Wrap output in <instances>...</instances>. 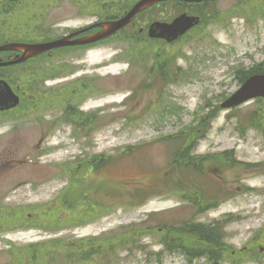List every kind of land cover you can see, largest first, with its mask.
Returning <instances> with one entry per match:
<instances>
[{
  "label": "rangeland",
  "instance_id": "1",
  "mask_svg": "<svg viewBox=\"0 0 264 264\" xmlns=\"http://www.w3.org/2000/svg\"><path fill=\"white\" fill-rule=\"evenodd\" d=\"M117 1L22 0L13 8L0 0V35L36 33L40 25L50 36L64 35L112 12ZM174 4L168 13H181ZM206 8V25L171 46L118 38L21 68L40 73L34 81L21 76L20 85L41 102L26 96L15 112L0 115V264H19L23 252L27 264L29 254L44 263L68 247L82 253L79 260L48 264H213L208 257L170 251L163 242L165 225L191 218L225 224L229 252L219 264H264V100L220 107L241 86L245 71L264 64V0H216ZM159 17L152 12L147 21ZM129 51L140 54L133 66ZM154 60L168 63L170 75H149ZM51 73L59 77L42 83ZM68 108L73 123H95L92 130L61 123ZM213 109L211 129L193 152L207 156V183L220 192L197 212L190 190L183 188L188 198L175 193L181 182L167 170L172 147L164 137L197 126ZM226 150L231 153L221 155ZM92 157L93 164L105 165L90 172ZM130 181L149 184L142 203L125 201L121 191ZM72 185L102 204L88 203L74 215L62 207L64 213L47 221L48 210L74 194ZM109 191L117 197H107ZM133 225L142 229L133 241L113 242ZM94 237H100L95 244ZM33 243L36 249L30 250Z\"/></svg>",
  "mask_w": 264,
  "mask_h": 264
},
{
  "label": "trees",
  "instance_id": "2",
  "mask_svg": "<svg viewBox=\"0 0 264 264\" xmlns=\"http://www.w3.org/2000/svg\"><path fill=\"white\" fill-rule=\"evenodd\" d=\"M117 14L112 12H107L105 14L106 18H115ZM129 35L130 39L134 41H138L137 44L144 43L142 42V38L138 32H130ZM0 41H3V34L0 35ZM19 36L11 37L10 39H19ZM69 51V49H66ZM63 50V51H66ZM132 51L127 53V57L131 59V61H140V54L138 52L131 54ZM155 60H158L160 57L154 55ZM151 64L152 67L150 68V74H155L154 72H158L161 76H169L170 75V66L166 64L161 65L157 69L153 68L156 65L155 62ZM63 66L66 64H62ZM155 67V66H154ZM10 69V67H8ZM63 70V68L61 69ZM2 69H0V72ZM264 71V64H258L255 68L245 71L243 73V77L241 81H244L249 75L256 72H263ZM20 74V73H19ZM32 76V80L34 81V77L40 75L38 71L30 72L27 76ZM10 76L13 77L14 84L19 83V75L15 73H10ZM77 94V93H76ZM68 112H71V109L68 108ZM215 115V110H210L207 114L202 116V121L197 126H190L184 128L176 133L166 135L164 139L168 142V144L172 147L171 158L170 162L167 166L168 172L178 177L181 185L179 189L176 188L175 193L180 196L181 198H188L184 196L185 190H190L192 196L190 197L193 205L196 207L197 212H200L204 208L207 203H213L217 201V194L220 192H215L214 189L217 184H208L207 180L209 179L207 174H205V167H203L202 160L207 156L196 155L194 154V149L196 148V143L199 139L203 138L211 126V118ZM95 123H73L75 128H80L81 130H88L91 131L93 125ZM231 151H224L221 152V155L228 156ZM211 158H214L215 155H211ZM111 157L104 158V162H109ZM95 157L89 159L92 162V167L90 169L96 170L99 166H104L105 163L100 162L99 164H93ZM89 169V168H88ZM85 178V175L83 179ZM218 177L217 179H219ZM78 179V178H77ZM82 180L79 179L78 183ZM140 183L134 182H126V191H121L125 197V201L129 202L130 204L135 203H142V201L146 198L149 194V184L146 181H139ZM185 188V190L183 189ZM71 189V184L68 185L64 192H67ZM72 190L74 194L71 196H67L63 198V202L61 207H53L48 210L46 214L47 221H52L53 218L56 217L57 212L64 213L62 207H67L68 210L72 211L73 215L76 211L85 206V208H89L87 205L88 203H93L90 206H100L102 203L97 201L96 197H92L86 191H78L76 187L72 185ZM93 195V194H91ZM107 197L111 199H115L117 197L116 193L109 191L107 193ZM36 218V217H35ZM167 228L164 230L163 234V242L167 246L170 251L179 250L185 252L186 254L190 255L191 257L196 256H207L211 260L215 262V264H219V261L224 259V253L229 252L228 246L225 243V224L221 221H215L214 223L206 224L202 222H197L193 219L189 220H180L177 223H170L165 225ZM140 227L130 226L128 229L121 233L120 238L113 241L116 244L125 245L135 239V236L141 232ZM100 237H94L91 239L92 242L97 243ZM82 241L88 242L87 239H80ZM57 241V240H55ZM30 250L36 249V243H33L28 246ZM64 254L58 252L55 255H47L45 257L44 263L41 258L38 256H34L29 254V250H27L28 262L29 264H48V262L60 259V260H79L82 256V253L76 251L73 247H68L64 250ZM25 252L22 254H18L17 260L19 264H27ZM227 259L230 257L229 253L225 256Z\"/></svg>",
  "mask_w": 264,
  "mask_h": 264
},
{
  "label": "water",
  "instance_id": "3",
  "mask_svg": "<svg viewBox=\"0 0 264 264\" xmlns=\"http://www.w3.org/2000/svg\"><path fill=\"white\" fill-rule=\"evenodd\" d=\"M162 0H141L139 1L124 17L116 20L100 22L97 25L101 29L93 34L84 36L81 39L71 40L74 35H69L64 38L49 42L40 43H23V42H7L0 45V51L13 50L22 52L16 59L6 62H0V65L16 64L28 60L31 57L37 56L47 50L55 47L84 44L95 42L100 39L109 37L118 30L126 26L136 16L138 12L146 9ZM202 1V0H192ZM199 22V18L182 14L177 17L172 23H154L150 28L151 37H165L172 41L183 35L188 29ZM258 96L264 97V74H255L249 77L242 87L222 103V107L230 108L237 106L251 98ZM19 96L16 95L11 86L4 80H0V110L10 109L19 104Z\"/></svg>",
  "mask_w": 264,
  "mask_h": 264
},
{
  "label": "flooded vegetation",
  "instance_id": "4",
  "mask_svg": "<svg viewBox=\"0 0 264 264\" xmlns=\"http://www.w3.org/2000/svg\"><path fill=\"white\" fill-rule=\"evenodd\" d=\"M136 23H137V22H133L132 24H133V25H136ZM149 24H150V23H149Z\"/></svg>",
  "mask_w": 264,
  "mask_h": 264
}]
</instances>
